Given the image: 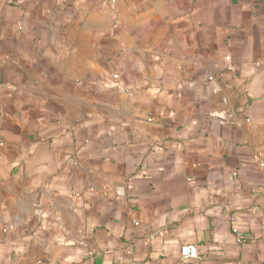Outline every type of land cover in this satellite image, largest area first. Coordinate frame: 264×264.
I'll use <instances>...</instances> for the list:
<instances>
[{
	"label": "crops",
	"instance_id": "0c3cea01",
	"mask_svg": "<svg viewBox=\"0 0 264 264\" xmlns=\"http://www.w3.org/2000/svg\"><path fill=\"white\" fill-rule=\"evenodd\" d=\"M259 157L264 0H0V264H264Z\"/></svg>",
	"mask_w": 264,
	"mask_h": 264
},
{
	"label": "built area",
	"instance_id": "2783aa9c",
	"mask_svg": "<svg viewBox=\"0 0 264 264\" xmlns=\"http://www.w3.org/2000/svg\"><path fill=\"white\" fill-rule=\"evenodd\" d=\"M258 167L264 171V157H259L258 159ZM237 233L238 230L236 229ZM181 256L183 258H191L199 256V249L195 244H185L181 247Z\"/></svg>",
	"mask_w": 264,
	"mask_h": 264
}]
</instances>
